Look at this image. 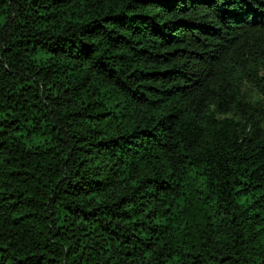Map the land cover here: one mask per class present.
Returning <instances> with one entry per match:
<instances>
[{"label":"trees","instance_id":"trees-1","mask_svg":"<svg viewBox=\"0 0 264 264\" xmlns=\"http://www.w3.org/2000/svg\"><path fill=\"white\" fill-rule=\"evenodd\" d=\"M0 264H264V0H0Z\"/></svg>","mask_w":264,"mask_h":264}]
</instances>
